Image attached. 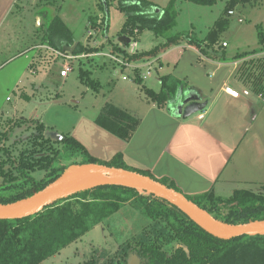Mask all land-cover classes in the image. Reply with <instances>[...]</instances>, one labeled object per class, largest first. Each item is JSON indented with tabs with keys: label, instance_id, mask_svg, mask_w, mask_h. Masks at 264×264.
Here are the masks:
<instances>
[{
	"label": "trees",
	"instance_id": "1",
	"mask_svg": "<svg viewBox=\"0 0 264 264\" xmlns=\"http://www.w3.org/2000/svg\"><path fill=\"white\" fill-rule=\"evenodd\" d=\"M115 1L116 8L127 17L121 35L131 36L136 30L138 34L150 30L156 37L166 38L167 45L186 40L201 54L211 59H218V49L225 48L222 46L221 37L230 25L226 14L233 11L238 3L250 2L225 0V14L202 39L192 32L173 34L177 27L178 4L180 1H190L197 5L211 6L218 0H170L164 9H159L160 7L150 0ZM109 6V0L106 5L102 2L103 10L108 12ZM153 10H159L160 13L149 14ZM89 23L90 31L94 30L100 35L107 31L109 18L90 17ZM41 42V45H48L62 52H65V47H70L76 55L101 50L77 44L69 28L58 16L47 25ZM123 47L124 44L115 46L119 52ZM157 52L158 49H154L149 53ZM260 52H264V33L261 31L260 48L238 54L236 59ZM145 54L141 53L137 57ZM262 72L264 75V68ZM80 76L82 83L89 84L96 92L99 91L100 84L92 80L89 71L80 69ZM135 81L140 85L143 83L138 72ZM250 82H253L254 91L264 97V76H254ZM160 83L159 92L145 85L141 88L158 108H168L181 96L184 82L172 75H166L161 77ZM96 123L104 131L123 141H130L140 125V119L109 103L104 106ZM38 129L40 135L34 148L25 150L19 159L14 160L10 164V170L6 169L8 162L13 160L12 154L8 155L10 151L6 152L7 161H0L2 205L30 198L61 177L69 166L86 164L108 166L149 176L182 194L172 180H158L149 171L128 165L122 154H117L110 161L100 162L74 137L67 135L62 141H53L50 137L45 138L47 129L44 124L39 123ZM37 173H43V178H37ZM186 197L221 223L236 226L264 220V185L259 192L241 189L228 198L217 196L214 190ZM127 204L146 217L150 221L149 224L140 234L119 245L114 254L94 249L89 258L80 264H129L134 256L138 257L141 264H264V235L220 240L197 226L185 213L166 200L146 191L112 185L87 189L67 200L49 205L29 218L0 220V264H44L69 245L80 241Z\"/></svg>",
	"mask_w": 264,
	"mask_h": 264
},
{
	"label": "rangeland",
	"instance_id": "2",
	"mask_svg": "<svg viewBox=\"0 0 264 264\" xmlns=\"http://www.w3.org/2000/svg\"><path fill=\"white\" fill-rule=\"evenodd\" d=\"M150 1L164 8L170 0ZM102 2L103 0H0V161H7L6 152L10 151L8 155L12 154L13 160L8 162L7 170H10V164L19 159L25 150L33 149L37 143V137L40 135L39 122L30 118L35 112L39 116L38 120L45 124L48 131L62 137L70 135L81 142L90 155L100 162L110 161L115 157L113 150L116 148L111 141L118 138L116 136L114 138L112 133L104 131L96 123L107 102L137 111L140 109V103L147 100L146 93L141 89L142 85L158 92L161 75L173 71L178 74L190 73L194 71L191 67H199L198 59L196 60L192 51L168 50L163 59L165 67L160 69L156 64L150 71L151 76H144L140 85L131 79L133 73L128 70L129 68L123 69L128 71L122 73L105 57H84L73 63V69L63 80L59 76L62 69L59 57L33 46L42 41L47 25L58 16L82 47L101 48L97 52H84L85 54L103 53L110 49L117 51L115 46L118 44V35L127 17L116 8L117 1L109 0L108 12L103 10ZM44 3L50 6H45ZM225 7V0H218L211 6L181 1L177 8L175 30L188 33L194 31L197 37L206 35L225 14ZM232 12L233 15L226 14L230 25L221 37V41L225 39L229 44L226 49L228 56L260 48V31L264 33V0L238 3ZM42 13H45V16ZM35 14H39L43 19L40 28L34 19ZM102 16L109 18L107 31L100 35L94 30L88 32L91 30L90 17ZM37 31H40V34L34 37ZM135 40L138 42L139 54L144 53L142 49L149 44L153 47L161 41L153 32L146 30L137 35ZM155 49L159 51L161 48ZM64 53L76 55L70 47ZM33 59L35 61L38 59L45 71L57 76L55 86L42 89L41 97L35 95L37 99L33 98L29 80L45 78V73L40 71L35 76L31 74L30 64ZM104 60L108 62L105 63ZM191 60L193 66H190ZM261 62L263 65L264 59ZM110 63L116 68L113 69ZM80 69L89 71L92 80L100 79L101 82L97 81L100 84V92L81 82ZM260 71H263V67ZM127 75L130 79L125 80L124 76ZM22 93L25 94L23 98ZM26 96H30V99H26ZM43 176V173L36 174L39 179ZM101 176L106 177L108 174ZM149 222L138 210L127 204L123 210L44 264H80L89 258L94 249L114 254L119 245L140 234Z\"/></svg>",
	"mask_w": 264,
	"mask_h": 264
},
{
	"label": "crops",
	"instance_id": "3",
	"mask_svg": "<svg viewBox=\"0 0 264 264\" xmlns=\"http://www.w3.org/2000/svg\"><path fill=\"white\" fill-rule=\"evenodd\" d=\"M46 4L44 3L45 6H50ZM159 13V10H153L149 14ZM42 15L45 16V13ZM34 19L40 28L43 19L39 14H35ZM179 32L182 31H173L174 34ZM191 32L195 34L194 31ZM121 33L118 35L119 39L126 36ZM39 34L40 31H37L34 37ZM206 35L200 37L203 39ZM119 39L117 43L121 45ZM160 40L155 46L151 47L149 44L142 49L144 53H149L156 47L161 48L157 54L147 55L158 56L154 66L157 64L163 69L165 67L163 59L167 51L183 49L195 54L199 67H191L194 71L190 73L178 74L173 71L161 75V77L172 75L184 82L180 91L181 96L168 108H158L148 97L147 102L144 100L140 103V109L137 111L107 102L127 110L140 119V125L130 141H123L118 137L111 141L116 145L113 150L114 156L122 154L128 165L147 170L158 180L164 178L172 180L182 195L186 196H198L210 190H214L221 198H228L241 189L259 192L264 185V97L254 91L253 82L250 80L257 75L264 76L260 71L262 67L264 68L261 62L264 59V52L236 59L241 53L228 56L226 49L229 44L223 39L221 43L226 42L227 47L218 49V59H211L201 54L186 40L169 45L166 38L160 37ZM39 44L42 42L36 43L37 46L33 47H38ZM66 49L69 47H65ZM34 59L30 64L31 74L35 76L40 71L45 73V78L29 80L33 98L37 99L41 97L42 89L55 86L57 76L45 71L38 59L36 61ZM111 66L113 69L116 68L113 64ZM190 66H193L192 60ZM132 76L131 79L135 81L134 74ZM127 78L130 79L129 76ZM226 88L239 91L240 95L238 98L233 97L225 90ZM21 97H25V94L22 93ZM185 97H194L193 102L199 104L205 103L200 110L202 112L197 116L193 114L186 117L184 113L179 115L175 108ZM28 98L30 99V96H26V99ZM30 118L41 123L37 112ZM113 136L115 138V135Z\"/></svg>",
	"mask_w": 264,
	"mask_h": 264
},
{
	"label": "water",
	"instance_id": "4",
	"mask_svg": "<svg viewBox=\"0 0 264 264\" xmlns=\"http://www.w3.org/2000/svg\"><path fill=\"white\" fill-rule=\"evenodd\" d=\"M106 5L107 0H103ZM119 43L130 44L131 38L122 36ZM194 97H185L176 106V112L188 117L199 113L205 106L193 102ZM46 139L62 141L64 137L47 131ZM65 173L43 190L33 194L30 198L13 202L11 204H0V220L25 219L36 215L49 205L67 200L69 197L87 191V189L103 187L106 185L130 187L154 194L162 200H166L171 205L179 208L197 226L201 227L209 234L220 240H232L242 236L264 235V220L249 222L242 225H228L213 218L206 210H202L191 202L185 195L174 189L161 184L157 180L142 176L138 173L101 166L96 164L72 165L64 171ZM101 174H108L104 177ZM129 264H141L138 257L131 258Z\"/></svg>",
	"mask_w": 264,
	"mask_h": 264
},
{
	"label": "built area",
	"instance_id": "5",
	"mask_svg": "<svg viewBox=\"0 0 264 264\" xmlns=\"http://www.w3.org/2000/svg\"><path fill=\"white\" fill-rule=\"evenodd\" d=\"M229 14L233 15V12L231 11ZM137 35H139L137 30L132 32V35L129 36V38H131V43L122 48V53L110 49L103 53L98 52L93 54L84 53L82 55H71L55 50L48 45H41L36 48L46 50L47 52L53 53L59 57V60L61 61L60 65L62 66L59 76H61L63 80L68 77L69 72L73 69V63H75L78 59H84V57H105L109 59V61L113 62V64L121 71L125 68H129L128 70L132 71L134 78H136L137 72L141 75V78H144L146 75L151 76L150 71L154 68L156 57L147 55L137 57L139 55L138 42L135 40ZM227 45L228 44L226 42H223L222 44L223 47H227ZM124 79L128 78L124 76ZM225 90L233 97L238 98L240 95L239 91H235L231 88H226Z\"/></svg>",
	"mask_w": 264,
	"mask_h": 264
},
{
	"label": "bare ground",
	"instance_id": "6",
	"mask_svg": "<svg viewBox=\"0 0 264 264\" xmlns=\"http://www.w3.org/2000/svg\"><path fill=\"white\" fill-rule=\"evenodd\" d=\"M144 194V193H143Z\"/></svg>",
	"mask_w": 264,
	"mask_h": 264
}]
</instances>
